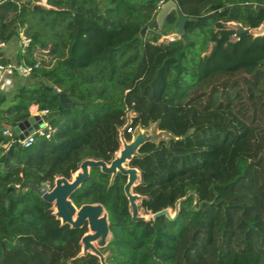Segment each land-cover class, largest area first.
Here are the masks:
<instances>
[{
	"label": "trees",
	"instance_id": "1",
	"mask_svg": "<svg viewBox=\"0 0 264 264\" xmlns=\"http://www.w3.org/2000/svg\"><path fill=\"white\" fill-rule=\"evenodd\" d=\"M158 1H0V41L21 29L29 43L15 59L36 64L27 80L0 89V264H99L76 256L86 225L60 224L37 188L70 179L84 158L109 162L127 112L125 140L153 123L170 135L144 142L128 163L139 171V207L173 211L184 198L172 219L133 221L125 176L110 181L90 168L70 199L105 209L106 264H264V32L237 35L226 22L258 27L264 0H173L198 12L181 11L193 17L183 33L159 40L172 30L171 9L140 37ZM44 109L48 137L35 132L22 146L12 127Z\"/></svg>",
	"mask_w": 264,
	"mask_h": 264
},
{
	"label": "water",
	"instance_id": "2",
	"mask_svg": "<svg viewBox=\"0 0 264 264\" xmlns=\"http://www.w3.org/2000/svg\"><path fill=\"white\" fill-rule=\"evenodd\" d=\"M171 9L175 11V19L172 24V36L174 38L179 37L184 31L185 22L193 19V17L184 15L173 0H164L162 2L154 19L139 29L138 33L140 37L144 36L148 28L152 29L161 26L164 17ZM263 30L264 19L256 28L235 27V34H248L253 36L260 34ZM45 87L54 95H58L62 106L68 105V98L62 92H59L56 87ZM130 113L131 116L134 115L133 112ZM45 118L46 113L30 114L27 118L13 126L12 130L18 139H22L29 131L38 128H42L45 132L46 128L42 127ZM129 122L130 117L127 118L126 115V122L118 129L120 147L109 162L101 159L84 158L79 162L78 168L71 174L70 179L64 176H56L49 189L37 188L42 200L51 204L53 208L52 214L59 220L60 224H68L71 228H80L86 225V231L79 238L80 250L76 256H84L88 253L93 254L98 257L99 264H106L105 254L100 249L107 244L110 237L106 211L102 204L98 202L82 203L76 206L70 199L71 193L88 178L90 168L96 167L100 172L108 174L110 181L117 173L125 176L122 190L128 202L130 218L133 221L147 220L149 218L154 219L159 215H164L172 219L177 213L178 202L184 198L181 197L175 201L173 211H170L171 209L166 207L149 213V215L140 212L139 204L141 196L132 191L133 186L138 183L140 175L138 169L130 166L128 163L138 153V148L144 142H157L163 139L161 138L162 134H166L168 137L170 135L166 131L157 129L156 124L153 123L151 124L153 128H149L151 125L147 128H141L139 125H136L130 139L125 140L123 130ZM11 149L12 146L9 145L8 153L11 152Z\"/></svg>",
	"mask_w": 264,
	"mask_h": 264
},
{
	"label": "built area",
	"instance_id": "3",
	"mask_svg": "<svg viewBox=\"0 0 264 264\" xmlns=\"http://www.w3.org/2000/svg\"><path fill=\"white\" fill-rule=\"evenodd\" d=\"M1 1V0H0ZM163 0L158 1L157 10L161 6ZM264 30L261 32L263 33ZM172 40L174 37L172 36V31L168 34H162L159 37V40L163 39ZM29 43V37H27L21 29L18 30V37H17V50L20 51V53L24 52L25 47ZM6 45L5 42L0 41V49L3 48ZM16 50V51H17ZM36 66V64H28L25 63L23 60L17 61L16 59H8L4 61H0V86L2 85V88L4 90H8L11 86V78L14 75H19L20 77H28L30 73L32 72L33 68ZM36 113H47V110L44 109L42 111H37ZM46 128V131L44 132L42 128H38L36 130H31L26 134L22 139H18V142L22 146H29L32 141L34 140V133L37 132L39 134H43L45 137H48L49 132L51 130L49 124L43 120V126ZM3 133L10 135V131L8 129H4ZM43 189H49L48 183L44 184Z\"/></svg>",
	"mask_w": 264,
	"mask_h": 264
},
{
	"label": "rangeland",
	"instance_id": "4",
	"mask_svg": "<svg viewBox=\"0 0 264 264\" xmlns=\"http://www.w3.org/2000/svg\"><path fill=\"white\" fill-rule=\"evenodd\" d=\"M211 0H204V2H210ZM181 11L185 14H188V15H196L198 12H197V9H196V6H193V5H189V6H184V7H181ZM227 23L231 24L232 26H241V20L238 19V18H230L229 20L226 21ZM226 23H223V25H225ZM253 24H257L256 21L253 22ZM257 27V26H256ZM154 31H157L156 28L155 29H147L144 33L145 36H149L152 32ZM172 31V30H171ZM163 40H166L165 38ZM259 54H256L255 56L253 57H257ZM20 79L18 80H27L28 77H19ZM127 118L131 117V113L130 112H127ZM149 128H153V126L151 125ZM161 138L163 139H167L168 136L166 134H162ZM139 210L141 213L143 214H147L149 215L148 212L144 213L143 209L139 207ZM171 211V210H170ZM171 213V212H170Z\"/></svg>",
	"mask_w": 264,
	"mask_h": 264
},
{
	"label": "crops",
	"instance_id": "5",
	"mask_svg": "<svg viewBox=\"0 0 264 264\" xmlns=\"http://www.w3.org/2000/svg\"><path fill=\"white\" fill-rule=\"evenodd\" d=\"M16 50H17V39L6 43V45L0 49V59L2 60L15 59ZM19 77L20 76L16 74L11 78L12 79L11 86L8 90H4V88H2V85L0 86V89L3 91H10L12 88H14L18 79H20ZM36 112L37 111L34 110L31 112V114H35Z\"/></svg>",
	"mask_w": 264,
	"mask_h": 264
}]
</instances>
